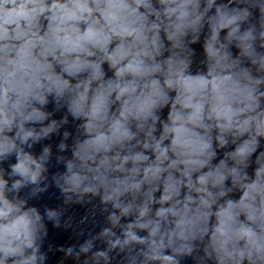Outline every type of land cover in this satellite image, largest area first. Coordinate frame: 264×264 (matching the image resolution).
Masks as SVG:
<instances>
[{
  "label": "clouds",
  "instance_id": "1",
  "mask_svg": "<svg viewBox=\"0 0 264 264\" xmlns=\"http://www.w3.org/2000/svg\"><path fill=\"white\" fill-rule=\"evenodd\" d=\"M262 140L264 0H0V264H264Z\"/></svg>",
  "mask_w": 264,
  "mask_h": 264
}]
</instances>
